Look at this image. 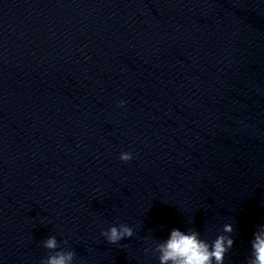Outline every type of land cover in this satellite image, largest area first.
<instances>
[{
  "label": "water",
  "instance_id": "1",
  "mask_svg": "<svg viewBox=\"0 0 264 264\" xmlns=\"http://www.w3.org/2000/svg\"><path fill=\"white\" fill-rule=\"evenodd\" d=\"M157 74L264 175V0H49Z\"/></svg>",
  "mask_w": 264,
  "mask_h": 264
},
{
  "label": "clouds",
  "instance_id": "2",
  "mask_svg": "<svg viewBox=\"0 0 264 264\" xmlns=\"http://www.w3.org/2000/svg\"><path fill=\"white\" fill-rule=\"evenodd\" d=\"M124 101H120L123 107ZM120 159L127 162L132 159V154L121 153ZM264 227V226H262ZM225 232H231V225L224 226ZM133 229L127 224L110 226L103 230L104 236L109 244H117L119 241L133 236ZM255 239L251 241L252 257L247 264H264V232L255 233ZM234 241L230 237L217 235L215 239L209 240L202 237L200 233L189 230L184 234L179 229H173L166 243L158 244L155 251L159 252V264H223L225 254L232 248ZM48 256L41 264H72L75 253L70 250H59L60 247L55 236H51L43 242ZM147 251V249H145Z\"/></svg>",
  "mask_w": 264,
  "mask_h": 264
}]
</instances>
